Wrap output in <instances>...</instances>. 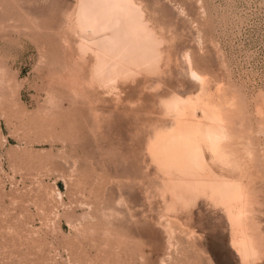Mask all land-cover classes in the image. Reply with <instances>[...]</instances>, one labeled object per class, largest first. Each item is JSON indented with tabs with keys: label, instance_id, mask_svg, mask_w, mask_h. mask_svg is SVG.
I'll return each instance as SVG.
<instances>
[{
	"label": "rangeland",
	"instance_id": "obj_1",
	"mask_svg": "<svg viewBox=\"0 0 264 264\" xmlns=\"http://www.w3.org/2000/svg\"><path fill=\"white\" fill-rule=\"evenodd\" d=\"M138 1L169 40L168 83L194 91L189 54L215 99L237 104L233 142L253 154L242 156L264 238V0ZM76 3L0 0V264H242L225 214L204 201L167 231L138 129L158 99L129 113L59 80Z\"/></svg>",
	"mask_w": 264,
	"mask_h": 264
},
{
	"label": "bare ground",
	"instance_id": "obj_2",
	"mask_svg": "<svg viewBox=\"0 0 264 264\" xmlns=\"http://www.w3.org/2000/svg\"><path fill=\"white\" fill-rule=\"evenodd\" d=\"M73 12L74 54L59 80L76 95L99 93L129 113L140 112L147 95L158 99L157 116L144 108L145 124L137 127L147 130L146 151L156 169L161 217L167 219L169 234L175 232V222L186 227L192 210L204 201L225 214L231 246L242 264H254L262 256L264 238L254 220L257 199L242 156L243 151L250 158L253 154L233 142L237 104L215 99L207 75L194 67L189 54L194 91L182 92L168 83L173 62L169 40L138 0H77ZM128 86L139 88L136 98L125 94Z\"/></svg>",
	"mask_w": 264,
	"mask_h": 264
}]
</instances>
